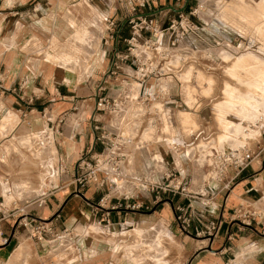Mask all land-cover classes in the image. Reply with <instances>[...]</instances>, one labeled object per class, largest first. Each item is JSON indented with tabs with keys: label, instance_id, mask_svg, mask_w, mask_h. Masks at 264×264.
<instances>
[{
	"label": "rangeland",
	"instance_id": "obj_1",
	"mask_svg": "<svg viewBox=\"0 0 264 264\" xmlns=\"http://www.w3.org/2000/svg\"><path fill=\"white\" fill-rule=\"evenodd\" d=\"M183 3L173 0L177 8ZM85 4H88L87 0H79V9H84ZM184 11L190 14L197 31L178 38L174 46L168 47L165 41L172 32L170 30L161 45L145 50L146 55L152 57L170 58V63H163L162 67L175 76L162 79V86L169 93L164 99L172 108L170 123L155 128L144 125L141 139L149 143L141 153L146 165L152 157L155 166L164 171L172 163L171 155L159 153L156 145L167 150L172 143L178 144L182 153H173L175 169L181 168L183 163L184 168L195 171V184L203 185L214 182L209 169L210 152L236 147L256 152L264 144V118L260 119L264 116V104H261L264 103V0H189ZM176 13L170 10L164 16L151 18L154 23L166 26ZM88 22L79 19L77 33L58 43V48L56 40L51 39L48 47L37 51V55L53 57L63 68L67 62L73 65L72 70L77 67L78 76L83 67L85 76L77 80L82 86L91 81L88 75L103 50L97 37L92 40L87 36L93 34V27L98 29L97 32L104 29V23ZM147 34L143 32L142 36ZM19 50L29 51L27 41L23 47H18ZM7 115L0 126L3 127L4 121L17 119L16 114L9 118ZM129 131L135 134L136 129L129 127ZM61 133V128L47 129L41 121L39 127L22 125L13 131L0 132V181L5 183L4 189L11 191V197H5L6 202L35 199L53 183L66 179L56 172L62 153L60 148L64 149L65 145ZM53 146L54 152L50 150ZM140 162L135 158L129 160L127 171L135 175V166ZM178 171L175 172L180 178ZM31 203L26 204V211L33 213L31 216L42 222L51 218L44 207ZM176 228V223L171 228L159 221L141 226L124 224L111 230L89 220L75 229L80 239V253L75 242L65 236L60 239L45 236L40 242L46 243V257L34 258L29 254L25 258L18 255L17 250L7 262L0 264H85L89 242L102 236L106 237L105 243L110 248L112 264H118L121 259L124 264H185L181 241L175 235ZM23 230L30 237V233ZM52 231L60 232L61 229L55 225ZM151 233L155 238H149ZM30 240L21 246H38L36 237H30ZM62 251L67 254L64 256Z\"/></svg>",
	"mask_w": 264,
	"mask_h": 264
},
{
	"label": "crops",
	"instance_id": "obj_2",
	"mask_svg": "<svg viewBox=\"0 0 264 264\" xmlns=\"http://www.w3.org/2000/svg\"><path fill=\"white\" fill-rule=\"evenodd\" d=\"M78 1L0 0V124L6 114H9L7 118L17 115V119L13 121H4L3 127L0 126V132L13 131L22 125L39 127L40 121L47 129L61 128L60 136L65 145L64 149L60 148L62 153L59 158L64 160L66 171L63 175L66 179L53 183L45 193L29 201L32 202L30 204L32 206L44 207L48 217L58 215L56 225L67 232L65 238L73 240L77 252L80 253L78 248L80 239L79 235L75 234V229L89 220L100 218V212L94 215L93 206L98 199V193L93 186L85 187L77 193L71 183V177L75 172V164L79 156L93 145L89 117L93 113L97 85L110 65L112 50L115 47L121 52L126 50L125 43L121 39L117 40L116 35L119 33L122 38H127L130 30L125 22L127 10L123 0H87L88 4H85L84 9H79ZM168 6L175 10L180 9L173 4V0H157L151 16H164L170 10L176 12L167 8ZM155 11L157 12L154 13ZM79 19H86L87 23L91 21L95 25L104 23V29L97 32L98 29L93 27V34L87 36L92 40L94 36L97 37L103 50L97 65L92 67L91 75H88L91 81L83 86L77 83L78 77L83 79L85 76L83 67V72L78 76L77 67L72 70L73 65H68V62L63 64V68L53 57L37 55L38 49L48 47L47 44L51 39L56 40L58 48L60 46L58 43L73 37L78 31ZM107 19L114 23V38L105 45ZM26 41L29 51L27 53L18 51V47H23ZM174 76L171 74L170 78ZM161 136L163 137V134ZM155 137L157 138L156 135ZM142 141L145 148L149 141ZM155 148L159 153L169 152L160 145H156ZM170 155L172 163L165 170H179L189 191L188 197L169 195L166 201L154 205L151 211L111 213L109 223L101 222L100 226L112 230L124 224L141 226L160 221L169 224L172 228V224L176 223L175 235L181 241L185 264H263L264 163L262 160L254 158L250 166L232 183L231 188L225 190L217 182L195 184L197 182L195 171L189 167L184 168L183 163L181 168L175 169V157L171 153ZM134 158L141 161L135 166V175H141L146 168H149L153 170L157 181L162 180L163 171L155 166L152 157H149L147 165L144 163L141 151ZM4 184L0 181V199L3 198L4 203L7 204L9 201H5V197L7 198L5 193L10 189H4ZM139 197L145 201L152 200V197L146 193H140ZM29 201L19 202L28 205ZM245 203L259 213L249 226L242 225L233 215L234 209ZM176 205L188 207L187 214L191 224L188 233L182 232L174 219L173 208ZM206 220L219 222V230L212 235H196L195 230L203 229ZM14 222V219H8L0 223V230L3 232V236L0 237V263L7 262L17 250H19L18 255L21 254L25 258L29 257V254L34 258L46 257L47 254L44 252L46 243L37 242L38 246L34 248L21 246L27 245L31 240L27 237V232L14 226ZM3 237L8 239L5 244L2 243ZM105 238L102 236L101 239L96 238L89 242V246L86 247L85 264H112L111 251L105 243ZM149 238H155L154 234L151 233ZM64 254L67 253L63 252ZM63 260L64 258L61 259ZM118 264H124L123 260H119Z\"/></svg>",
	"mask_w": 264,
	"mask_h": 264
},
{
	"label": "built area",
	"instance_id": "obj_3",
	"mask_svg": "<svg viewBox=\"0 0 264 264\" xmlns=\"http://www.w3.org/2000/svg\"><path fill=\"white\" fill-rule=\"evenodd\" d=\"M122 1V0H119ZM127 17L125 22L129 26L130 35L122 38L119 33L116 39H121L125 45V52L117 47L112 50V58L108 69L102 74L94 96L93 113L89 117V128L93 133V145L76 161V172L71 177V183L76 192L88 186H93L98 193L94 206V215L100 212V218L94 220L97 225L101 222L109 223L111 213H127L136 211H151L159 202L166 201L169 195L188 197L184 178L176 175L171 169L162 172V180L157 181L153 170L146 168L141 175H132L127 171L129 160L133 159L142 148V133L146 127H165L170 123L169 96L164 90L163 78H170L172 73L164 71L162 64L170 63L167 57H152L146 55L145 50H153L163 43V37L170 30L166 45L174 46L178 38L188 36L197 31L192 23L190 14L178 11L176 17L166 26L153 22L151 18L157 0H123ZM185 2L186 0H175ZM107 36L104 43L114 38L113 22L106 20ZM179 30L181 32L179 33ZM148 33L142 36V33ZM151 87L150 89H147ZM104 118H101V117ZM105 116L107 119L105 120ZM135 127V134L129 131ZM159 129V128H158ZM264 131H262V134ZM171 154L182 153L178 144H171L168 149ZM254 158H260L264 163V144L256 152L240 147L229 151H213L209 156V169L212 180L220 183L222 189L229 190L232 183L244 172ZM58 173H65L63 159L58 158ZM140 193L149 194L151 201L140 199ZM11 197V191H6ZM26 205L17 200H10L5 204L0 199V223L14 219V226L25 229L30 237H36L40 242L45 236L60 239L67 232H53L58 215H54L47 222L31 216L26 211ZM189 208L192 209L191 205ZM188 207L176 205L174 219L182 232L188 233L191 227L187 214ZM234 218L242 225L249 226L259 216L256 209L248 203L241 204L233 211ZM203 229L195 230V234L212 235L219 228L220 223L206 220ZM3 236L0 230V237ZM3 237L2 243L7 242Z\"/></svg>",
	"mask_w": 264,
	"mask_h": 264
},
{
	"label": "water",
	"instance_id": "obj_4",
	"mask_svg": "<svg viewBox=\"0 0 264 264\" xmlns=\"http://www.w3.org/2000/svg\"><path fill=\"white\" fill-rule=\"evenodd\" d=\"M188 1H189V0H186L185 3H184V5H183V7H181L180 9H176V10H175V9H174L173 7H171V6H168L167 8L173 9V10H175L176 12H178V11H183L184 8L186 7ZM156 12H157V11H155L154 13H156ZM75 172H76V165H75ZM263 264H264V263H263Z\"/></svg>",
	"mask_w": 264,
	"mask_h": 264
},
{
	"label": "bare ground",
	"instance_id": "obj_5",
	"mask_svg": "<svg viewBox=\"0 0 264 264\" xmlns=\"http://www.w3.org/2000/svg\"><path fill=\"white\" fill-rule=\"evenodd\" d=\"M178 79H179V78H178ZM262 100H263V99H262ZM261 104H262V106H263L264 103L261 102ZM259 107H261V106H259ZM263 107H264V106H263ZM261 108H262V107H261ZM262 109H264V108H262ZM262 109H261V111H262ZM254 111L258 112V110H254ZM263 111H264V110H263ZM179 112H180V111H179ZM256 112H255V113H256ZM261 113H262V112H260V114H261ZM256 114H257V113H256ZM258 114H259V113H258ZM258 114H257V115H258ZM250 115H252V114H250ZM253 115H254V114H253ZM253 115H252V116H253ZM261 115L263 116V114H261ZM259 116H260V115H259ZM263 118H264V116L261 117L260 119H263ZM236 148H238V147H236ZM233 149H235V148H233ZM50 150L54 152V151H55L54 146H53V148H50ZM154 247H155V246H154Z\"/></svg>",
	"mask_w": 264,
	"mask_h": 264
}]
</instances>
